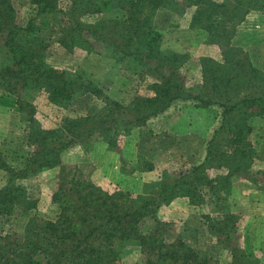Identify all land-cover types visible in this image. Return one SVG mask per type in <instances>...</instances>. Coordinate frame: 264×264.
<instances>
[{"label":"trees","instance_id":"1","mask_svg":"<svg viewBox=\"0 0 264 264\" xmlns=\"http://www.w3.org/2000/svg\"><path fill=\"white\" fill-rule=\"evenodd\" d=\"M29 2L36 14L23 27L13 0H0V91L16 97L26 125L23 136L8 141L12 149L6 143L0 147V170L7 174L0 223L14 215L27 221L22 233L0 230V264H122L131 249L144 256L142 264H264L263 245L248 250L244 240L235 241L233 234L244 223L229 202L233 181L243 175L264 191V169L255 171L257 149L249 139L257 120L264 119V68L233 45L246 17L264 12V0ZM160 11L189 16V28L218 46L220 61L200 60L201 85L187 86L182 70L189 55L164 47L165 34L155 26ZM55 45L70 55L81 50L109 59L138 82L151 80L152 95L115 101L84 72H59L51 65ZM41 93L61 116L55 128L38 120L35 101ZM77 99L84 106L72 117L69 109ZM177 100L189 102V113L200 112L209 128L211 121L220 122L201 165L161 172L137 195L105 191L78 166L63 163L73 148L88 150L97 142L119 152L126 136L145 135L149 121ZM182 124L186 133H195V116ZM145 166L153 169L151 163ZM48 170H58L49 196L59 213L50 221L37 214L38 201L26 185ZM178 200L195 213L208 203L215 206L219 218L204 217L213 241L228 250L226 262L193 247L184 233L177 234L175 223L158 218L161 207Z\"/></svg>","mask_w":264,"mask_h":264},{"label":"rangeland","instance_id":"2","mask_svg":"<svg viewBox=\"0 0 264 264\" xmlns=\"http://www.w3.org/2000/svg\"><path fill=\"white\" fill-rule=\"evenodd\" d=\"M13 6L20 26H26L29 20L36 14V8L30 4L29 0H13ZM189 24V16H179L173 13L170 14L166 11L158 12L155 17L156 28L165 34L164 47L172 52L189 55V59L184 64L182 72H184L186 76L187 86L195 87L202 83L200 60L204 57H208L220 61L222 57L218 50V46L208 45L205 42L207 35H198L195 31L193 32V30L189 28ZM233 45L243 48L255 67L264 68V12H251L246 17L245 21L238 27L237 37L234 39ZM67 53L68 52L55 45L50 50L51 57L48 62L59 72H84V74H87L93 79L94 82L102 87L106 94L115 101L128 103L136 95H152V93L148 91L149 85L152 84L151 80L138 82L132 75H128L122 71L120 66H117L109 59L95 54L89 55L81 50H75L72 55ZM220 104L221 103L216 102V106L214 107L220 110L222 109ZM35 106L37 107L38 120L41 121L43 126L46 128H55L60 124L61 120L59 118L61 116L58 115V109L48 104L45 93H41L38 96L35 101ZM83 106L84 103L81 102L80 99L75 100L69 109V114L72 117L78 116L81 114ZM190 107L192 106L189 102L177 100L165 114L152 119L153 122H151V125L148 124V127L144 129V138H146V140L148 139V141L151 136L153 137V129H155V136L159 138L155 144H151L155 149L160 147L163 151L170 153L167 154V156H174L176 159L179 158L177 155H181V153L186 157L184 161H179V169L176 171L165 170L166 167L169 166L171 159H167L163 153H160L162 154V172L188 171L191 170L192 167L201 165L207 157L208 143L214 131L219 128L220 122L211 121L209 128V120L201 116L200 112L195 114L189 113L188 110ZM191 115L196 117L194 136L186 135L185 129H181L179 126V124L183 125L182 123H185L188 116ZM25 128L24 116L19 111L16 97L0 91V147L6 143V147L12 149L13 145L10 143L8 144V141L18 136H23L25 134ZM206 128H209V131ZM174 130L179 132V134L173 132ZM204 132H206V134H204ZM137 135L140 136L138 133ZM127 137L130 136H126V138ZM249 139L257 149V158L254 161L255 171L262 170L264 169V159L260 157V154L264 149V119L257 120ZM176 142L179 143L177 146L175 145ZM134 143H132L131 146L134 147ZM135 145H137L138 150L140 149L146 152V146H140L139 142L135 143ZM176 149H178L179 153L176 152ZM182 157L184 158V156ZM126 160H130L128 154L126 155ZM128 171H130V169ZM255 171L254 173H256ZM57 173L58 170L44 171L39 176L26 181L27 188H29L38 201L37 214L49 221L55 220L59 213L58 208L52 204V200L49 196V190L52 188V184L55 183V175ZM6 176V172L0 170V189H2L7 182ZM258 177H260V175L257 176V174H254V179ZM243 182L247 185L245 186ZM129 186L131 187V184ZM232 187V196L229 202L233 208V212L239 217H241V215H247L249 209L244 206L243 202L249 203L253 202V200L257 201V198L252 197V193L260 189H258L254 182L249 180L245 175L236 178L233 181ZM249 192L250 195L248 196ZM258 196L264 197V193L263 195L258 194ZM247 199L248 201H246ZM261 204L263 203L261 202ZM186 206L188 205L184 201H174L170 205L163 206L159 209L158 218L161 221L175 223L177 225V234L184 233V238L193 247L200 249L203 253H208L214 260L226 262L228 260V250L220 248L219 245L213 241L212 236H210L207 231L206 219L204 217L205 215H209L214 219L219 218L220 214L215 211V206L208 203L198 212H193L196 215L186 212ZM259 212H264V206H262L261 210L252 209V214H257ZM147 219L146 221H148L149 224L153 223V220ZM256 222L257 231L254 234L252 232V237L251 235L249 236V233L251 234L250 226L247 228L248 232L244 233L246 225L244 229H241L242 227L239 225L238 232L233 234L235 241L239 238L244 240V246H246L248 250L251 249L249 246L258 247L263 245L261 247H264V222L258 220V218ZM26 223L27 221L25 219H20L14 215L4 223H0V230L4 229L7 233H22ZM204 231L206 232L204 233ZM193 237L197 238L193 239ZM143 258L144 256L138 249H131L124 253L122 264H142L144 262Z\"/></svg>","mask_w":264,"mask_h":264},{"label":"crops","instance_id":"3","mask_svg":"<svg viewBox=\"0 0 264 264\" xmlns=\"http://www.w3.org/2000/svg\"><path fill=\"white\" fill-rule=\"evenodd\" d=\"M151 122L153 121L150 120L148 124L151 125ZM153 130V137L151 136L149 141L148 139L146 140V138H144V135L142 138V136L139 137L137 133L127 137L122 141L119 152L110 151L107 145L102 142L92 144V146H89L88 150H85L82 146L75 147L63 158V163L67 164L70 162L69 165L78 166L80 173L84 178L93 181L94 184L101 187L105 191L111 193L115 191H126L131 194H142L144 192V186L156 181L162 172V154L160 153H163L167 159H171L169 166H167L165 170L176 171L179 169V161H184L186 158L183 153H181V155L178 154L177 156L179 158L176 159L174 156H167V154L170 153L163 151L160 147L155 149L151 144H155L159 138L155 136V129ZM186 135L194 136L195 133L187 132ZM134 142H139L140 146H146V152H143L140 149L138 150V147ZM132 143H134V147L131 146ZM177 144L179 143L176 142L175 145L177 146ZM176 152L179 153L178 149H176ZM127 154L129 155V161L126 160ZM182 156H184V158ZM260 157L264 159V149L261 151ZM149 163H151L153 166L152 170L145 171V169H142L146 168L145 165H148ZM129 169L130 171H128ZM130 184L131 187L129 186ZM243 184H245V186L247 185L244 182ZM250 192L248 193V196L250 195ZM263 193L264 191H262V189L259 191L255 190L252 193V197L257 198L258 200H253V202L249 203L243 202L244 206L249 209V212L247 215H241L242 221L244 223L241 229H244V226L246 225L244 233H247V228L250 226L251 234L249 233V236L251 235V237L252 232L254 234L257 231V218L258 220H262L264 222V212L252 214L253 208L256 210H261L262 206H264V197L258 196V194L263 195ZM246 201H248V199ZM261 202L263 204H261ZM186 208V212L196 215L190 209H188V206H186ZM205 232L206 231H204V233Z\"/></svg>","mask_w":264,"mask_h":264}]
</instances>
